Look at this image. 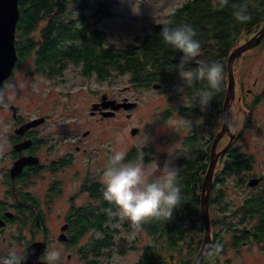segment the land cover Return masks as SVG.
I'll use <instances>...</instances> for the list:
<instances>
[{
    "label": "trees",
    "instance_id": "1",
    "mask_svg": "<svg viewBox=\"0 0 264 264\" xmlns=\"http://www.w3.org/2000/svg\"><path fill=\"white\" fill-rule=\"evenodd\" d=\"M87 1L18 0L20 16L16 26L15 45L20 58L33 51L31 33L39 27L47 42L42 44L38 53L60 55L54 60L58 63L68 60L82 64L84 73L94 72L102 80L126 76L133 86L150 87L153 82H164L179 75L176 65L181 52L161 42L160 29L181 21L191 22L196 29V38L200 41V51L194 58L185 61L184 66L194 68L198 62L207 64L218 61L223 66V78L214 89L209 88L204 80H195L188 85V89L193 97L203 91L212 93L213 104L220 117L227 83L228 56L242 38L255 34L264 22V0H184L168 13L164 21L156 22L149 31L137 33L122 44H115L107 40L104 29L95 28L93 32L96 34L88 33L89 22L84 21L86 17L82 12ZM240 3L246 4L249 13L248 20L243 22L236 21L231 15L233 8ZM104 5L108 10V2ZM74 8L81 10L78 18L70 15ZM96 10L98 11V7ZM262 39L263 37L259 42ZM238 57L239 55L236 59ZM258 98L259 95L255 96L248 104L250 111ZM193 101L201 103L194 98ZM160 118L164 119V115ZM191 127V135L183 141L186 153L181 155L176 169L184 201L165 219L148 217L140 224L128 219L123 222L125 231L134 226L141 228L155 242L162 241L169 251V254L156 255L151 249L155 245L146 244L139 259L140 264L174 263V252L181 243L187 250L179 264H191L200 248L204 231L201 186L205 167L208 166L207 158H210L211 142L217 130L211 129L203 141L196 123ZM144 149H148L147 153L151 151V148ZM135 150L136 147L129 149L127 155L137 157ZM219 158L222 165L217 171L214 170L209 196V210L216 208L218 212L217 216H210L212 241L215 242L214 248L211 247L208 253H214L213 249L220 251L227 244L240 247L246 242L255 241L264 245V175L262 174L263 179L257 185H248L255 191L247 194L239 205L233 206L226 198L228 178L236 172L252 169L253 161L251 155L239 151L234 140ZM245 182L244 177H239L237 185ZM101 189L102 186L95 189L96 194L101 195ZM101 207V213L90 215L87 219V230L93 227L101 231V234L90 238L89 248L92 254L88 256V262H92L89 264H105L104 259L108 260L114 251L125 253L138 247L133 243L134 240L128 241L121 232L123 228L112 225L114 220L119 219L116 206L105 200ZM95 210L94 208L92 212ZM207 257L208 255L198 264H206Z\"/></svg>",
    "mask_w": 264,
    "mask_h": 264
},
{
    "label": "rangeland",
    "instance_id": "2",
    "mask_svg": "<svg viewBox=\"0 0 264 264\" xmlns=\"http://www.w3.org/2000/svg\"><path fill=\"white\" fill-rule=\"evenodd\" d=\"M183 1L88 0L82 12L83 16L86 17L84 21L87 20L91 28L104 29L109 42L122 44L132 39L137 33L149 31L156 22L164 21L168 13ZM105 2H108V10L104 5ZM97 7L98 11L96 10ZM70 15L78 18L81 15V10L74 8ZM79 23H81L80 20ZM38 30L32 32L31 37H37L39 35ZM251 36L242 38L239 43L246 41ZM29 61L30 58L24 62V67L22 66L6 85L8 92H11L12 95L16 93L14 100L20 104L21 113L24 116L41 115L48 111L52 116V123H54L53 132H60L66 126H69L71 132L81 130L82 133L89 128L90 144L104 152L119 149L126 153L130 147L134 146L137 148L136 158L138 159L136 160H141L142 154L150 155L148 160L142 161L149 168L157 165V171H159L160 166L165 164L176 168V161L171 160V155L178 158L186 153L182 137L188 131L185 128L189 126L187 123L189 119L182 115L176 103L178 101L190 102L188 99V92L190 91L189 86L183 82L180 75L167 79L159 88H154L152 85L150 87L134 86L127 91L126 93L131 100L138 101L137 105L128 108L132 111L129 118L121 113L115 118L90 122L86 120L89 116L87 109L81 108L79 110L74 106L75 104L88 103L92 99L93 93L90 92L87 85L83 84L76 91L71 100L70 109L61 107L59 104L54 105L52 94H46L40 81L35 84L31 74L25 72ZM24 74V79L20 80ZM65 74L76 81L80 79L79 76H74L76 72L74 73L72 68L67 69ZM234 74L236 90L229 111L230 131L235 135L233 140L239 146V151L251 155L253 161L252 169L236 172L228 178V187L225 191L226 198L230 200L231 205L237 206L247 194L255 191V189L248 187L247 182L237 185L238 178L244 177L247 181L251 176L264 175V36L261 42L242 52L234 61ZM227 78L228 75H226V81ZM126 84H130L128 77L119 76L110 77L107 80H101V82L92 78L88 86L99 90L114 89L120 91V88ZM257 95H259L257 103L250 111L248 104ZM166 106L173 109V116L164 123H160L157 118L158 111ZM198 107L197 116L191 122L196 123V128L202 136L201 139L205 141L211 129L218 131L221 128L222 115L221 117L218 115L214 104L212 105L213 109L210 108V99L204 104L201 102ZM5 115L3 112L0 113V117ZM131 126L139 127L138 134L133 135L131 133ZM229 138V134L224 133L218 141L217 150L223 148ZM143 145L151 148V151L147 153L148 149L142 148ZM221 165L222 162L218 157L215 170L217 171ZM209 213L210 216H217L218 212L216 208H212ZM118 217L117 225L123 228V222L127 221L128 218L120 213H118ZM59 220V218H55V227ZM121 232L129 242L134 240L133 243L138 247L134 250L129 249L126 253L114 251L108 260L104 259L107 264H138L139 253L146 248V244L155 245L151 249L156 255L158 253L169 254L162 241L155 242L141 228L134 226L129 231H125L123 228ZM203 233L204 231L202 238ZM90 235H87V239ZM214 242L213 240L210 248H214ZM210 248L206 252L208 255L206 264H264V245L262 243L250 241L240 247L227 244L220 251L213 249L215 252L212 254L208 253ZM186 250V246L181 243L174 252V263L170 264H179L181 258L186 255Z\"/></svg>",
    "mask_w": 264,
    "mask_h": 264
},
{
    "label": "flooded vegetation",
    "instance_id": "3",
    "mask_svg": "<svg viewBox=\"0 0 264 264\" xmlns=\"http://www.w3.org/2000/svg\"><path fill=\"white\" fill-rule=\"evenodd\" d=\"M37 29L39 35L31 37L34 44L33 51L24 58L18 55L11 74L1 83L0 113L6 115L0 117V255H4L10 248H16L20 253L25 252L20 264L22 260L24 263L26 260L27 264H46L43 260L44 248L45 245H49L61 250L56 264H89L92 262V260L88 262V256L92 254L89 248L90 238L101 234V231L93 227L87 230V219L90 215L101 213L103 209L101 205L105 200L100 194H96L95 189L102 186V168L111 151L104 152L90 144L89 128L82 133L81 130L71 132L69 126H66L60 132H53L54 123L48 111L41 115L24 116L20 104L14 100L16 93L12 95L8 92L6 85L30 58L25 72L31 74L35 84L40 81L46 94H52L54 105L59 104L70 109L76 91L83 84L87 85L93 93L92 99L88 103L74 106L79 110L87 109L89 116L86 120L90 122L115 118L121 113L129 118L132 111L124 107L115 109L112 114L104 115L111 109L104 107L100 102L104 92L109 99L115 98L117 101L124 97L130 99L126 92L134 86L131 83L126 84L120 88V91L99 90L88 86L90 79L95 78L98 82L102 79L94 72L84 73L82 64L68 60L55 62V58L58 59L60 55L38 53L47 39L42 36L39 27L33 32ZM94 30L96 29L89 25L88 33L96 34ZM69 68L76 72L74 76L80 77L78 82L65 74ZM24 77L25 74L20 80ZM159 83L163 85V82ZM209 96L210 108L213 109L212 93ZM193 98L188 92L190 102L176 103L182 115L189 119L187 122L189 126L185 128L188 131L182 137L183 141L191 135L193 125L191 120L198 113L199 103L194 102ZM105 101L107 100H103ZM172 113L173 109L166 106L158 111L157 118L160 123H164L173 116ZM163 115L164 119H161ZM39 116L44 117L42 122L24 129L21 127L27 121ZM138 132L139 127L133 135ZM144 147L146 146L143 145L142 148ZM128 150L125 159H138L133 155H127ZM135 151L137 156V150ZM28 156L33 157L30 162L18 167V160ZM149 156L142 154L141 160L146 161ZM180 158L181 156L176 158L175 155H171V160L176 161V168ZM209 159L208 157L207 165ZM94 208L96 210L92 212ZM55 218L60 219L56 227ZM117 222L118 219L114 220L112 225L118 227ZM88 234H91L89 239H87ZM142 251L139 253L138 261Z\"/></svg>",
    "mask_w": 264,
    "mask_h": 264
},
{
    "label": "clouds",
    "instance_id": "4",
    "mask_svg": "<svg viewBox=\"0 0 264 264\" xmlns=\"http://www.w3.org/2000/svg\"><path fill=\"white\" fill-rule=\"evenodd\" d=\"M231 15L236 21L248 20L249 13L244 3L236 5ZM161 42L175 50L181 56L176 65L183 82L191 85L195 80H204L209 88H216L223 78V66L211 61L196 67H185V61L194 58L200 51V41L196 38V29L191 22L181 21L165 25L160 29ZM182 87V86H181ZM207 91L200 92L194 99L203 104L209 99ZM123 150L115 149L106 158L101 172V196L114 204L118 212L132 223L140 224L145 218H167L182 199L181 185L177 181V170L167 164L149 168L142 160L125 159ZM24 253L10 248L0 255V264H20ZM61 250L45 245L43 260L46 264H56Z\"/></svg>",
    "mask_w": 264,
    "mask_h": 264
},
{
    "label": "water",
    "instance_id": "5",
    "mask_svg": "<svg viewBox=\"0 0 264 264\" xmlns=\"http://www.w3.org/2000/svg\"><path fill=\"white\" fill-rule=\"evenodd\" d=\"M20 16V10L18 7V0H0V92L2 91L1 83L6 79L12 72V69L15 66L16 60L18 58L16 45H15V32L17 21ZM264 36V22L260 29L253 34L246 41L239 43L229 54L227 59V84L225 88V97L222 104V126L217 131L214 136L211 147H210V159L207 166V169L204 173L202 186H201V217L203 220L204 233L202 238L201 246L195 255L191 264H198L203 257L206 255V252L209 250L212 243V234H211V223H210V214H209V196L213 185V174L215 170V165L218 160L219 155L225 151L227 147L231 144L234 134L230 131V105L231 101L235 96L236 90V80L234 74V61L238 55H240L245 50L251 48L255 44L259 43L261 38ZM198 65H204V63L198 62ZM152 86L154 88H159L161 84L159 82H153ZM102 102L104 107H110L111 110L106 111L104 115L114 113V110L119 107H124L126 109L134 107L137 105L136 100H131L128 97H124L122 100L117 101L115 98H107V94L104 92L102 94ZM103 100H107L103 102ZM44 119L43 116L35 117L21 127L27 128L31 125H36L42 122ZM138 130L137 126L131 128V133H135ZM87 132V131H86ZM229 134V141L227 144L217 150V144L219 139L224 135V133ZM33 157L28 156L18 160L17 166L21 167L25 162H30ZM263 179V175L251 176L246 182L249 186L257 185ZM22 264H27L22 260Z\"/></svg>",
    "mask_w": 264,
    "mask_h": 264
}]
</instances>
